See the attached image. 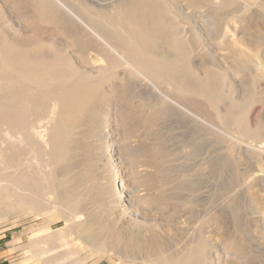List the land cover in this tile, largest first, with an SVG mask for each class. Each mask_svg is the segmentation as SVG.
Instances as JSON below:
<instances>
[{
    "label": "rangeland",
    "instance_id": "1",
    "mask_svg": "<svg viewBox=\"0 0 264 264\" xmlns=\"http://www.w3.org/2000/svg\"><path fill=\"white\" fill-rule=\"evenodd\" d=\"M232 1L236 4L233 5ZM208 2L209 0H160L151 14L153 22L149 29L150 33L160 30L171 31L168 35V48L166 47L170 52L176 47L175 43L172 44L173 41L178 38L186 40V47L194 50L190 56L192 58L190 64H193V69L195 70L197 67L195 71L198 73L200 71L203 73L204 67L208 69H206V76L199 75L203 81H208L207 84H214V80H217L218 87L222 88V91L225 89V95H234L235 98H238L240 94L242 95L239 99L248 98L251 95L253 101L243 107L239 124L244 119L246 122L242 124L246 127L251 125V128L254 129L264 123V60L258 57L254 59L258 63L251 59V61L247 60L250 65L248 69H245L250 70V73L245 69L240 70L224 49V44H229L233 38L235 51L246 53L245 55L248 57L256 54L255 47L250 43L251 40L242 41L240 37L241 33L250 32L252 34L256 25L263 24L264 12L257 11L256 6H249L250 9L247 13L239 12L235 5L245 3L246 0H238V2L231 0L232 7L220 10V16H218L220 20H218L221 21L222 19L225 22L227 21L226 18L231 16L234 22L228 21V29L226 31L224 29L220 34L215 35L208 24L213 22L211 15L216 14L211 11L210 15ZM188 3H191L190 6ZM251 13L255 14H253V18L249 19L248 15ZM237 16L241 19L245 16V21L242 24H236ZM182 17L188 21L186 22ZM142 26L144 27V25ZM246 28L249 29L246 30ZM144 29L141 28L143 31ZM175 29H177L176 37L171 35ZM234 32L236 33L235 41H233ZM189 34H191L190 37ZM5 35H7V39ZM247 36L245 38L249 40L250 37ZM0 39L16 49H19L18 47L23 48L21 50L28 47L36 48L38 45L37 49L49 55L66 49L72 55V61L76 67L89 68L83 57L77 53L76 47L79 46L70 38L69 28L61 23L58 18H55L54 14H50L38 0H0ZM8 39L9 41H6ZM192 42L194 46H191ZM239 42L240 45H238ZM72 43L77 46L72 45ZM260 49L264 50V45ZM251 67L253 69H250ZM251 70L255 71V74ZM251 72L254 74L253 76ZM119 73H121L119 74L120 77L111 80L106 87L96 86L91 81L86 83L81 92H76L77 99L80 96L83 105H86L88 100L91 102L92 97L95 98L99 93H102L104 99L99 104L101 115L97 125H95L96 127L93 125L90 126L91 128L85 127L82 130L85 135L78 136L85 143L82 145L90 150L92 155H90V160L92 159L94 164V167L91 165L94 178L91 176V180L87 181V177L85 178L84 175L77 176V180L84 177L81 179L82 182L79 180L81 186L78 185V190L82 188L85 190V192H83L84 190L79 191L81 195L83 194L81 198L84 206H81L80 211L83 213H80L85 220H91L94 223L100 220L97 222L98 225L92 222L95 225L94 228L97 227L98 233L112 234L114 236L112 238L116 240L114 245H109L108 253L107 251L96 253L89 249L86 250L87 247L81 245L79 258L85 262L84 264H92L101 260L111 263L113 260L116 264H149L154 262L158 256L151 247L150 240L153 237L159 242L161 240V243L164 244L163 251L169 247L164 251L166 254H171V252H174L171 255L178 254L179 251L186 253L192 246V249L195 248V251H198H196L198 255H195L196 253L193 251L195 253L193 254L194 259L197 258V261L202 262L201 264H264V155L255 157L245 153L242 146V149L239 148V143L237 144V142L225 137L226 127L213 125L215 122H211V120L213 121L215 118L212 116L214 113L203 102L205 99H201L197 104L202 110L201 115L210 122L202 120L194 111L181 106L183 105L181 104L182 101L178 100L175 92L169 91L166 85L155 88L147 80H125L126 83L129 82L126 84L122 70ZM256 74L263 77L257 79ZM5 77L6 75L0 72V82ZM254 77H257L256 80ZM121 83L123 89H121ZM107 86L109 91L105 90ZM113 87L116 88L113 89ZM236 89L239 92L236 93ZM112 91L114 94H111ZM120 94H123L121 100ZM121 102L126 103L121 104ZM222 102L220 99L216 100V106H219L220 110L225 109V103ZM71 112V115L64 119L61 125L62 132L66 134L77 130V115L80 111L73 109ZM242 124L239 127L245 128ZM87 131L90 133L86 134ZM86 135L89 136L86 138ZM111 142L115 144L110 146ZM253 144L256 147H264V143L260 141ZM113 148H115V157H120L118 158L119 172L117 175L122 176L124 187L132 196V200L128 204L129 208L124 212L121 209L122 204L119 205L118 201L109 194H103L102 191L97 190V183L99 182L97 177L101 186L108 191L114 186L112 179H110L115 173L110 163L113 160ZM93 151L95 152L93 153ZM95 155H98L97 159ZM110 169L112 170L110 171ZM89 181L92 183L91 186H88ZM117 183L119 187L122 184L120 180ZM250 186L253 187H251L252 190L254 189L253 191L249 190ZM90 187L91 189H89ZM248 192L253 193L254 198L256 197L255 200L257 201L254 200L256 206L250 200ZM0 204H3V207L9 206L8 201L3 197H0ZM107 209L108 211H106ZM50 223L51 221L40 213L8 212L0 217V238L4 236L13 238L9 244L10 253L17 259L18 264L21 262L22 264H46L45 261L32 259L28 244L33 237L37 236L38 229L49 226ZM58 225L60 223H56V226ZM105 227L109 230H105ZM112 252L116 254H112Z\"/></svg>",
    "mask_w": 264,
    "mask_h": 264
},
{
    "label": "bare ground",
    "instance_id": "2",
    "mask_svg": "<svg viewBox=\"0 0 264 264\" xmlns=\"http://www.w3.org/2000/svg\"><path fill=\"white\" fill-rule=\"evenodd\" d=\"M38 1L47 8V11L50 14H54L55 18H58L61 23L69 28L70 38L79 46L78 48L76 47L77 53L83 57L85 64L89 65V68L83 67V69L82 67L79 68V66H77V68L72 61V55H70L66 49L65 51H63V49L59 53L49 55L46 54V52L43 53L40 49H37L39 47L38 45L36 48L28 47L30 49L24 48L25 50H21L23 48L20 49V47H18L19 49H16L12 45L2 42L0 39V72H3L6 75L5 79H2L0 82V197L5 198L9 203L8 207H3V204H0V217L8 212L27 211L35 214L40 213L43 217L48 218L51 221L49 226L38 229L36 233L37 236L33 237L34 239L32 238L28 244L34 261L42 260L45 261L46 264H84L85 262L79 258V254H81V252H79L81 245H84L85 248L87 247L86 250L89 249L96 253H105L110 247L109 245H112L114 241H116L113 239L114 236L112 234H105L106 232L104 233L102 230L103 233H98L96 230L97 227L94 228V224H97L100 220H97L95 223L91 220H85L81 214L83 212L80 211L81 206H83L81 198L83 194L81 195L79 191L84 189L82 188L81 190H78V185L82 182V178L87 177L88 181L93 177L92 166L94 167V164L92 159L90 160L92 156L90 150L82 145H85V143H83L82 139L78 136H82V134L85 135L82 131L85 127L89 128L91 125L96 127L95 125H97L101 115V113H99V104L102 100L104 101L102 93H99L95 98L92 97L93 100H91V102L88 100L89 102L87 101V104L83 105L80 100L81 97L79 96V99H77L78 95L76 92H81L86 83L93 81L96 86L99 85L100 87H106L111 80L120 77L119 74L121 73H119V71L122 70V76L125 77L124 81L147 80L155 88L166 85L167 89L169 91H174L176 98L182 101L181 104L183 105L181 106L187 110L194 111L202 120L210 122L205 119V116L203 117V115H201L202 110L198 106L199 104H197L201 99H205L203 102H205L207 108L211 109L212 113H214L212 116L215 118L213 121L211 120V122H215L213 125L217 124L226 127L225 137L237 142V144L239 143V148L242 146L245 153H249L255 157L264 155V147H256L253 144L257 141L264 143V123H261L259 127L254 129H252L253 127L251 128V125L250 127L249 125L247 127L244 126L243 124L246 122L244 119L242 122L243 124H239L243 107L250 104L253 101V97L249 95L248 98L239 99L242 94H240L238 98H235L234 95V97L231 95L229 96L227 93V95H225V89L222 91V88L218 87L217 80H214V84H207L208 81H203V78L199 76H206L207 68L205 69L204 67V72L201 73L202 71H200L201 74L195 71L197 70L196 66V69H193V64H190V59H192L190 56L194 50L186 47V40L178 38L173 41L172 44L175 43L176 47L170 52L167 49V41L169 32L171 31L160 30L150 33L149 29L153 22L151 14L154 11V8L157 7L158 3H160V0ZM103 1L109 2L104 3ZM208 3L210 15L211 11L216 14L214 16L213 14L211 15L213 22H209L208 24L211 26V31L215 35L220 34L224 29L226 31L228 29V21H233V18L228 16L229 18H226L227 21L224 22L222 19L219 21V11H222L225 8H230V6L232 7L233 1L231 3V0H209ZM234 4L236 3L234 2L233 5ZM35 5L37 6V4ZM235 6L239 12L242 11L243 13L248 12L250 9L249 6H256V9H258L257 11L264 12V0H246L245 3H239ZM253 14L255 13L249 14L248 18H253ZM189 17L191 18V16ZM244 18L241 19L238 17L235 23L242 24L245 21ZM182 19L185 20L183 17ZM183 20L182 22L188 21L187 19L185 21ZM142 25H144V27ZM141 28H145L144 31L141 30ZM248 29L249 28H246V30ZM246 30L244 29V31ZM235 34L236 33L234 32L233 35ZM171 35L176 37L177 29L173 30ZM246 35H248L247 37H250L249 40L248 38H245ZM6 36L7 35H5V37ZM190 36L191 34H189V37ZM221 37L223 38V36ZM235 38L236 35L233 41H235ZM232 39L233 38H231L229 44H223L224 49L235 61L238 69H248L250 62L248 61V64L247 60L251 59L254 61L257 57L264 60V50L260 49L264 45V19L262 25H256L254 27L252 34L250 32L247 34L241 33L240 39L242 41L251 40L250 43L255 47L256 54L252 55L254 57L251 55L248 57V55H245L246 53L235 51V43L232 42ZM6 41H9V39ZM12 41L15 42L14 40ZM73 44L75 43H72V45ZM193 44L194 43L192 42L191 46H194ZM205 45L206 44H204V46ZM238 45H240V42ZM247 69H245V71ZM250 69L253 68L251 67ZM249 71L248 73H250ZM251 71L253 72V70ZM253 73L255 74V71ZM254 74H252V76ZM226 75L228 76V74ZM252 76L250 77L252 78ZM256 76H258V78L256 77L257 79L263 77H260V75L257 74ZM120 79L122 80V78H119V80ZM126 82L127 81H125V83ZM125 83L123 82L124 85ZM123 84L121 83V87ZM115 88L116 87H113V89ZM121 89H123V87ZM237 89L236 93L238 91ZM105 90L109 91L108 86ZM105 94L104 91V95ZM120 96L121 100L123 94H120ZM218 99L223 101L222 103H225L224 110H220L218 108L219 106H216V100ZM122 103L123 102H121V104ZM73 109L80 111L77 115V130L66 134L61 130L62 121L71 115ZM241 124L245 128H240L239 125L241 126ZM88 132L89 131H87L86 134H88ZM89 135H86V138ZM107 137H109V135H107ZM113 144L115 143L111 142L110 146H113ZM114 151L115 148L112 149L113 160L110 162L112 168L115 170V173L110 178L112 179L114 186L108 191V189L101 186L100 180L97 177L99 181L97 183V190L102 191L103 194H109V196L118 201L119 205L122 204L121 209L122 212H124L129 208L128 204L131 202L132 196L124 187L122 176L117 175L119 172L118 158L120 157L116 158V153H114ZM94 152L95 151H93V153ZM236 152L238 153V151ZM95 156H97L95 157L97 159L98 155ZM111 170L112 169H110V171ZM79 175H84V177L79 179L81 182L77 180V176ZM118 180L122 183L120 187L117 183ZM89 185L91 186L92 183L90 182L88 186ZM252 186L249 187L250 191L254 190L251 189ZM89 189H91V187ZM83 192H85V190ZM248 193L250 194V200L256 206V203L254 202L256 197H253V193ZM87 196L89 197V195ZM106 211H108V209ZM56 223H60V225L56 226ZM106 227L105 230H109V228ZM150 241L153 251L158 256L155 255L157 256V259L155 258L156 260H153L154 262L149 264L202 263L197 261V258L194 259L193 254L196 253L195 255H198V251L196 250V252L195 248L192 249V246H190L188 251L186 250V253L181 250L184 253L179 251L178 254L171 255L174 252H171V254H166L164 252L169 247L166 246V250L163 251L164 244L161 243V240L159 242L156 238L152 237ZM191 244H193V242ZM112 247L111 250L113 249ZM118 247H120L119 244ZM193 251L195 253H193ZM88 253L90 254V252ZM113 253L114 252H112V254ZM111 261L113 264H116L113 260Z\"/></svg>",
    "mask_w": 264,
    "mask_h": 264
},
{
    "label": "crops",
    "instance_id": "3",
    "mask_svg": "<svg viewBox=\"0 0 264 264\" xmlns=\"http://www.w3.org/2000/svg\"><path fill=\"white\" fill-rule=\"evenodd\" d=\"M13 238L2 237L0 238V264H18L17 259L13 257V254L10 253L9 244L12 242ZM19 264H22L19 263ZM92 264H113L106 260L96 261Z\"/></svg>",
    "mask_w": 264,
    "mask_h": 264
}]
</instances>
